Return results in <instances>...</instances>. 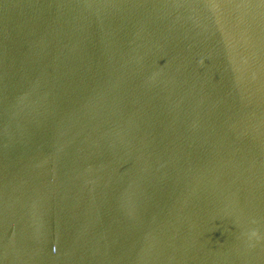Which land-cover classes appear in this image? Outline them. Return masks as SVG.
<instances>
[{"label": "water", "instance_id": "95a60500", "mask_svg": "<svg viewBox=\"0 0 264 264\" xmlns=\"http://www.w3.org/2000/svg\"><path fill=\"white\" fill-rule=\"evenodd\" d=\"M0 264H264V0H0Z\"/></svg>", "mask_w": 264, "mask_h": 264}]
</instances>
